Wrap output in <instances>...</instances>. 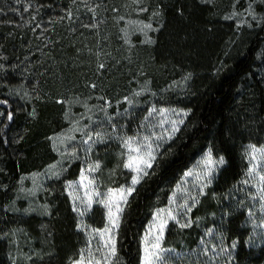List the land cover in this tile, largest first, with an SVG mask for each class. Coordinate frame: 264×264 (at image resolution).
Returning <instances> with one entry per match:
<instances>
[{
	"label": "rangeland",
	"instance_id": "rangeland-1",
	"mask_svg": "<svg viewBox=\"0 0 264 264\" xmlns=\"http://www.w3.org/2000/svg\"><path fill=\"white\" fill-rule=\"evenodd\" d=\"M171 1L0 0V93L18 104L20 111H23V119L28 123L25 124L26 129L32 123L31 117L38 112L35 110L38 103L50 104L53 100L59 105H41L39 119L35 122L56 117L62 121L49 129L64 125L47 137V145L34 146L28 151L39 156L38 161L51 159L38 169L21 173L15 178L11 171L4 170L10 164V158L0 156V174L9 179L8 185L0 190V241L6 245L9 259L14 264L26 261L31 256L40 257L47 247L45 215L48 201L46 196L42 200L39 196L49 182L60 179L70 169L79 168L75 178L64 182L72 210L75 205L84 212L81 216L73 211L76 230L83 234L84 243L77 257L68 262L71 264L80 258L82 249L89 247V237L95 235L92 230L104 229L108 223L106 209L96 202L98 197L95 193L127 188L136 174L124 168L131 172V178L124 181L125 175L120 167L129 153L122 146L123 140L133 137L136 144H140L145 137L150 138L156 160L165 144L184 124L187 117L184 113L187 111L174 106L151 104L142 116L144 104L150 99L146 95L151 92L149 84L143 80L142 68L137 67L138 58L144 46L154 41L163 22L162 9ZM198 1L211 7L213 19L231 20L236 30L243 27L245 33L259 27L263 19L262 0ZM144 25H151V28ZM152 109L156 111L149 116ZM160 109L167 110L163 116L159 114ZM173 121L176 123L173 124ZM31 125L35 131L44 129L42 123ZM173 127L177 130L172 131ZM256 147L264 148V144ZM105 148L110 149V156L107 154L104 160L101 157L105 155ZM209 150L205 149L194 159L179 177L166 203L153 211L141 240L158 209L172 208L179 223L187 221L190 211L179 206L192 205L193 198L197 201L202 196L201 187L208 180L211 181L207 187H203L204 194L224 165H220L210 177H204L198 161ZM248 151L249 147L246 153ZM212 155L214 159L222 157L213 152ZM155 160L151 162L152 165ZM96 163L100 165L99 169L88 172L89 166ZM252 163H257L256 172L264 175V160ZM249 167L250 161L246 155L241 185L246 193L244 224L249 230L247 243L250 246H264V200L259 191L264 190V184H261L255 172L249 177ZM150 168L145 171L148 172ZM82 170H85L86 176L94 178L92 184L86 180L84 187L79 185ZM190 170L192 175L186 177L185 173ZM70 183L74 185L72 189L68 188ZM89 194L93 199L90 207ZM73 197L79 199L74 200ZM170 200H174V203H170ZM126 204L122 205L119 226ZM97 207L104 215L101 227L91 225L88 220ZM33 213L38 215L36 220L40 223L39 234L34 237L24 226V221ZM172 222L176 221L169 220L165 228L161 243L162 259L157 264L173 253L164 244L167 228ZM118 230L119 227L113 230L116 256L111 258V264L120 263ZM96 246L94 239L91 244L93 251ZM200 249L211 264H229L235 244H227L217 234L207 233L200 243Z\"/></svg>",
	"mask_w": 264,
	"mask_h": 264
},
{
	"label": "trees",
	"instance_id": "trees-1",
	"mask_svg": "<svg viewBox=\"0 0 264 264\" xmlns=\"http://www.w3.org/2000/svg\"><path fill=\"white\" fill-rule=\"evenodd\" d=\"M262 2V22L247 33L243 27L236 30L231 20L213 19L211 7L198 0H172L163 7L162 25L138 58L137 67L142 68L143 80L151 92L146 95L150 99L144 104L142 116L154 104L185 109L187 117L129 197L118 230L119 264H140L141 237L153 211L166 203L181 174L207 148L222 156L225 163L192 207L185 222L189 226L181 228L177 222L168 226L164 244L173 253L159 264H211L200 249L207 233L235 244L229 264H264V246L247 243L246 193L241 185L248 145L264 144ZM56 102L38 103L31 124L42 123L44 129L35 131L31 124L26 129L28 123L18 104L0 93V156L10 158L4 170L11 171L15 178L51 160L38 161L40 157L28 151L47 145V137L64 127L59 124L49 129L62 121L56 117L35 122L41 105L58 106ZM47 149L50 152L49 146ZM103 150L105 155L101 158L105 160L110 149ZM120 168L124 181L129 180L131 172L122 165ZM78 171L77 167L70 169L45 186L39 198L46 196L48 201V244L40 257L31 256L19 264H68L77 257L84 236L76 230V217L64 182L75 178ZM5 176L0 174V190L8 185ZM37 217L33 213L24 221L33 237L39 234ZM88 220L93 226H103L102 210L97 207ZM9 258L6 245L0 241V264H14Z\"/></svg>",
	"mask_w": 264,
	"mask_h": 264
},
{
	"label": "snow or ice",
	"instance_id": "snow-or-ice-1",
	"mask_svg": "<svg viewBox=\"0 0 264 264\" xmlns=\"http://www.w3.org/2000/svg\"><path fill=\"white\" fill-rule=\"evenodd\" d=\"M233 15H236L234 13ZM229 18V17H226ZM145 28H151V25H144ZM103 67V65H101ZM136 95H140V93H136ZM156 109H152L149 112V116L152 115V112H155ZM167 110L160 109L159 114L161 116ZM187 115V113H184ZM9 119H11V115H9ZM182 123V121H180ZM163 123V121H162ZM176 122L173 121V124ZM177 129L173 127L172 131H176ZM97 136L99 134L97 133ZM91 139V137H89ZM87 143V141H85ZM135 145V146H134ZM123 147H125L129 153L127 160L124 162V168L129 169L130 171L136 173L132 176L131 185L127 188L120 189H109L107 193H95V196L98 197L96 202L100 203L106 209V218L108 223L106 224L104 229H94L92 230L95 233L94 236L89 237V247L86 249H82L80 253V258L78 260H74L71 264H111V258L116 256V244H115V236L113 230L119 227V216L123 211V204L127 203V197L135 191V185L140 182L144 175L148 173L145 171L146 168H150L152 166V161L155 160V154L151 150L150 138L145 137L144 142L140 144H136V139L133 137H128L123 140ZM249 151L246 155L249 157L250 167L248 168V175L252 177L255 172L256 176L259 177L261 184H264V175L259 172H256L257 163H252V161L264 160V148H257L256 146L249 145ZM131 153H137V155L133 156ZM146 157V158H145ZM225 163L223 157L219 159H214L211 150L205 153L204 157L198 161V165L202 168V173L204 177H210L212 173L220 166ZM100 165L96 163L93 166H89L87 169L88 172L96 171L99 169ZM192 175V171H188L185 173V176ZM199 174L197 175V179H199ZM94 178H89L85 175V170L81 171L79 185L84 187V181H88L89 184H92ZM211 181L208 180L203 187H207L208 183ZM244 183H248V181H244ZM74 185L70 183L68 185L69 189H72ZM203 187L200 189V194L203 195ZM87 191V189H86ZM261 199L264 200V190H259ZM71 194V193H70ZM74 200L79 199V197H73ZM93 202L92 195L89 194L88 198V206L90 207ZM198 202L193 198V204L187 205L183 204L179 207L186 209L187 211H191V208ZM170 203H174V200H170ZM73 211L78 212L79 215L83 216L84 212L81 211L77 206L74 205ZM174 220L179 223L176 215H174V210L172 208L167 209H158L157 212L153 216V223L149 225L148 230L145 232L144 237L141 240L142 252L141 256V264H157L158 261H161V252L163 251L161 248V243L164 237V231L167 227L168 221ZM188 224H180L181 228L188 227ZM96 240L97 246L95 251L92 250L91 244L93 240ZM97 253H100L97 256Z\"/></svg>",
	"mask_w": 264,
	"mask_h": 264
}]
</instances>
